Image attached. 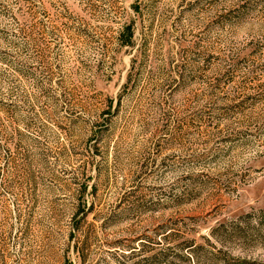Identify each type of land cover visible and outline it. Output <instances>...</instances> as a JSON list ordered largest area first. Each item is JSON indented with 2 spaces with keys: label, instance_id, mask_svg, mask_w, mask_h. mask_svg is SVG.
Instances as JSON below:
<instances>
[{
  "label": "rangeland",
  "instance_id": "1",
  "mask_svg": "<svg viewBox=\"0 0 264 264\" xmlns=\"http://www.w3.org/2000/svg\"><path fill=\"white\" fill-rule=\"evenodd\" d=\"M0 264H264V0H0Z\"/></svg>",
  "mask_w": 264,
  "mask_h": 264
},
{
  "label": "trees",
  "instance_id": "2",
  "mask_svg": "<svg viewBox=\"0 0 264 264\" xmlns=\"http://www.w3.org/2000/svg\"><path fill=\"white\" fill-rule=\"evenodd\" d=\"M134 28L132 24H127L123 27L120 33V45L133 44Z\"/></svg>",
  "mask_w": 264,
  "mask_h": 264
}]
</instances>
